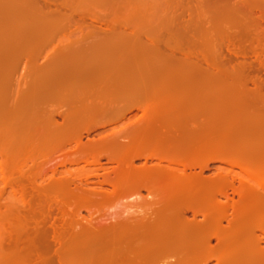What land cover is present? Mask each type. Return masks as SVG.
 Here are the masks:
<instances>
[{"label":"bare ground","instance_id":"6f19581e","mask_svg":"<svg viewBox=\"0 0 264 264\" xmlns=\"http://www.w3.org/2000/svg\"><path fill=\"white\" fill-rule=\"evenodd\" d=\"M32 1L34 2V0ZM32 6L34 9V5ZM32 6L31 8L29 7L30 10H33ZM44 18H46V16ZM27 27L31 28L30 26ZM139 30L138 31L132 30L131 32L129 31V33L127 34H125L126 32H124L123 34L127 35V39L131 38L130 40H132L133 36L136 37V39L137 38L139 39L140 38L139 36H143L139 32ZM29 31L30 30H28V32ZM144 34H147V32H145ZM148 35L150 36V34ZM109 36L110 35H108V39ZM77 41H79V39H77ZM77 41L75 43H77ZM97 41L99 42L100 40L98 39ZM108 41L110 42V40ZM156 42L157 41L152 37H148L147 40H145L146 44H144L143 42L141 45V43L139 42L140 44L138 47L135 44L136 45L135 47H137V49L139 48L138 51L136 49V52L140 53L141 56H144V58H147L146 57L147 54L145 53L146 49H155V48L158 49V47H156L157 46ZM94 44H98V43L96 42ZM64 45L65 44L62 45L63 47L61 51L63 50L65 52L66 50L67 51L65 52V54H67L66 56H70V53L74 50L73 47L71 52H69L68 54V50H67L68 46L65 47ZM111 45L113 46L112 43ZM85 46L86 45H84V47L78 46V48H76L75 50L78 51L77 54L79 53V51H81L79 50V48L81 47L83 49L85 48ZM35 47L38 48V45L36 44ZM35 47H32V51L34 50L36 51V49H34ZM24 48L22 47L21 50L19 48V52L23 51ZM166 48L169 50V52H166L167 54L165 53L164 57L165 58L172 57V53L174 49L171 50L169 47ZM142 49L145 52L144 51L142 52ZM175 50L179 51V49L177 48ZM152 52H153L152 50L147 51L149 56L151 55ZM183 52L184 51H181V55H183L182 56L183 58L187 59L190 57L189 55H191V58L193 57L191 53L186 54L187 53L186 52L184 54ZM30 53H26V54L28 55ZM36 53L38 54V52ZM52 53L53 52L49 53L48 55L49 58H50V54ZM235 53L232 54L235 55ZM20 54L23 56V53ZM71 54H73V52ZM17 57L18 56L16 55V58ZM27 58L30 57L28 56ZM202 58H204V56ZM87 59L90 60V57H87ZM87 59L85 58L84 60ZM128 60L130 61V57ZM188 62L189 61H187V65ZM74 64H76V62ZM145 64H149V63L145 62ZM106 65H108V63H106ZM109 66L112 65H108V67ZM11 70L14 72L16 71V69L14 70L13 68ZM23 72L25 71L23 70ZM76 73L78 74L79 72L77 71ZM72 78L70 79L71 81ZM19 80L21 79H18V81ZM147 80L146 82L150 81ZM36 81L37 80H35V82ZM135 81L136 80H134V82L132 80L130 81L125 80V82L124 81L121 82L123 84L121 85V88H118L120 90H119V94H117L116 96H110L109 94L106 93L103 95L102 93L103 96L101 95L102 97H99V96H95L96 95L95 93L92 94L91 96H88L87 99L84 98L85 97L84 95H83L84 97L81 95L84 94L83 91L86 90L82 91V89L80 90L79 87H76L78 89H76L75 91L77 93H80V96L79 95L76 97L74 96L75 98L73 99L71 98L68 99L66 96H61V94H59L60 96L54 94L53 97H50L51 93L54 91V89L50 88L51 91L53 90L51 93L48 91L50 96L42 95L40 97L41 98L44 97L43 98L44 100L42 99L40 101L44 103L49 101L48 103H53V104L59 103V105L63 103L68 108V112L65 113L61 112L62 114L61 113L58 114V112L60 111L55 110L57 112L56 116L60 115L59 117L62 118V121L60 119L61 123L58 122V124H52L53 122L49 123L47 121H44L43 123V121H41L42 117L41 118L39 117V121H41L43 124H41V122L39 123L37 118L39 109L38 112H36L37 113L36 118L32 117L34 114L33 115L30 114L31 115L29 116L30 119H28L27 117V120L26 118H24L25 120L18 119L17 121L14 120L15 122L12 121L13 117L10 118V115L8 116V119H6L5 117H3L5 115L2 116V114H0V118L1 117L3 119L5 118V120L2 123H0V162H2L0 165L3 164V166L0 167L1 169L0 174L2 176L1 179L4 186L9 187V189L11 190V194L13 195L12 197H14V202L17 205V206H13L14 208H12V206L10 205H6L3 207L1 205L0 210L4 208L3 209L4 212H10L12 216L15 218V220L18 222V224L14 226V228L18 226L16 229L13 228L10 230L8 229L4 233L7 236L6 241L8 243L7 242L6 243L8 247L10 248V250L14 251L13 253L11 251V253L17 255H15L16 257L14 258L12 257L11 258L12 260L11 259L9 260L8 258L11 257L12 255L11 256L7 255L6 257L8 261L6 260L5 256L2 255L3 256L2 257L0 255L1 257L0 264H204L205 261H207L206 259L211 257L217 258L224 252L226 251L228 252L229 246L225 247V245L223 246L221 243L219 247H212L208 245L209 239L208 242L207 240L206 241L201 240V238L205 235L204 232L202 233L201 230L205 228L206 229L205 231H207L209 229V228L207 229L206 227L208 226L205 225L209 223L206 222L208 221L207 218L214 219L213 212H212L213 214H211V212L210 213L209 212L207 213L206 211L204 212L203 210L206 208L202 209L201 207H203L206 201L207 203L209 202L208 201L209 199H206L207 198L206 190L211 189L210 192H212V190L214 191L216 187L215 185H217L216 183L225 176L226 179L223 178V180L229 183V181H227L229 180L228 179L229 175L226 174L223 176L222 171H217L213 173L212 177L209 175L208 177H204L202 173L204 169L208 168L205 159L206 156L208 157L212 156V159L214 160V157L216 158L220 154L230 155V156H236V155L241 156L244 155L246 152L243 151L242 147H238V145L236 147V144H234V142H229V141H228L229 143L227 141L225 142V139H222L224 140V142L216 141L215 138L214 140L210 141V138H212V136H208V134L206 135V132H208V130H205L206 131L205 132L204 129L206 128V126H207L206 129L211 128L212 124L211 125L209 124L213 120L212 119L207 120V121L210 120L209 123L206 122L209 125L208 126L206 123H204L206 120V119L204 120V118L206 117L203 116L201 117L197 115L198 112H200L199 109L197 108L198 106L200 107L201 102L196 97L199 91L197 90L199 86L196 83L186 80L187 82L186 81L184 82H186L188 85L180 87L179 85L174 84L173 83L174 81L172 82L170 80H164L163 82H160L161 84L160 83L158 84L161 85L162 87H159L157 85L158 87L154 88L156 85L153 86L152 83L150 84L148 82L150 85L147 83V86L144 85L145 86L144 88V86L142 87L140 85L141 83L138 84L135 83ZM139 81L141 80L139 79ZM11 83L13 82H11L10 80L9 84ZM57 83L61 84L59 83V81ZM9 84L8 86H10ZM23 84H24V86L22 85L24 87L23 90L24 89L28 90L27 88L29 89L31 88V86L28 87V85H30L31 83H26L24 81ZM71 84L73 85L74 83L71 82ZM85 84L86 83L84 82L83 85ZM203 84L204 83H202V85ZM38 85L39 84H36V86ZM100 85L102 86V84ZM36 86H34L35 87L34 89H37L39 87L38 86L36 88ZM58 86L60 87V85ZM90 87L93 88L94 86H90ZM154 89L156 91L159 90L163 91L162 95L161 96L158 94H157L158 96L156 94L154 95L155 93ZM46 90H49V88L45 89V91ZM5 91L9 93L8 90ZM98 92L99 91H97V93ZM54 93H56V91ZM59 93H61V91ZM31 94L33 93L31 92ZM185 94L187 95L185 96ZM5 97H8V94ZM104 97L106 98L108 97V98L105 99ZM110 97L112 98V100ZM113 97H117V98L119 97V99L114 98L119 102L118 101L115 102L114 100L113 103L112 102ZM32 98L30 99L27 98V99L30 102ZM35 98H37V96H35L30 103L31 104L36 103L37 105L40 102L39 100H38L39 103L36 102L37 100L33 101ZM11 99L13 100L12 97ZM17 102L18 101H16V103L14 104H17ZM29 102L27 101V103ZM27 103L25 104L27 105ZM30 103L29 106H27L28 110L33 108L31 107L32 105ZM111 103L117 104L118 107L117 105H115L116 108L115 107L112 108L113 105L110 106ZM118 103H121V105H119ZM142 104H145L146 106L148 105L149 107L153 106L154 108L152 107L144 110L142 108L143 106ZM3 105L4 103H2V106ZM123 105L124 107L126 106L129 107V109L133 107L137 108L138 106L142 105L141 108L144 110L142 114L143 121L141 120L142 123L140 122L138 126L136 124L137 127L133 128L128 133H124V131L121 132L119 130L117 132L112 131L110 133H106V132L96 133L98 129H104L105 127L102 118L104 119L106 118L105 122L107 125V123L109 122L107 118H114V117L116 118L118 116H119L118 118L122 117L119 115L121 114L120 112L122 111L119 110V108L120 109L121 107L124 108ZM257 105L260 104L258 103ZM181 106L184 107L187 106L188 108L187 107L186 108L188 110L184 111L183 108H181ZM22 108L23 107L21 106V110ZM50 108H51L50 110L52 111V108L55 107H50ZM207 108L209 109L208 106ZM42 109L43 108H41L40 110ZM58 109L61 110V108ZM19 114L21 115L22 113L19 112ZM23 115L26 114L24 113ZM46 119H49L48 116L46 117ZM100 119H102L101 122ZM203 123L205 126L203 125ZM235 129L236 128H234V130ZM128 130L129 129H127V131ZM229 130L231 129L229 128ZM92 134L96 135V137L93 136L91 137ZM219 137L221 138L222 135L218 136V138ZM82 139H85V141H83ZM42 149L49 150L51 154L52 153L56 154L55 157L51 159L49 158L48 160L46 159L43 162L39 161L41 158H37V159L27 158L26 159L27 164L26 162L22 164L19 163L20 166L17 165L16 167L17 169L24 165L23 167L28 168L27 172L26 170L24 171L22 168H21L22 170L17 169L18 171L16 169L11 170L16 166L13 165L14 166L13 167L12 163L18 164L17 159L19 157L18 155H20L19 153L22 154V152L28 151L27 153L24 152L25 154L24 153L23 154L24 155L27 154L29 155L28 157H30L31 152L33 154L36 150L38 152L40 151L43 152ZM37 151L35 154H37ZM246 155H248L250 158L249 162L255 165L257 164L255 158H253L249 154ZM15 157H17V159L14 160ZM36 157L38 156L36 155ZM238 159H240V157H238ZM102 160L104 161L102 162ZM215 160H219V159H215ZM81 164L83 166H80V168L78 169L79 167L78 165ZM178 164L181 166L182 168L181 170L179 169L175 170L174 165H178ZM232 164L235 165V163ZM239 165L240 164L237 163L235 166H239ZM74 166H78V167L72 169L71 167ZM69 168H71L72 170ZM194 168L195 169L198 168L199 171L194 172ZM262 169L263 166L258 168V170H262ZM185 170H189L190 173H186ZM191 170H193V172H191ZM13 172L16 173V176L14 175L15 173ZM257 181H259V183L264 184L263 178L260 180L258 178ZM141 191H146L145 193H147V195L145 196V199L144 197H142L141 202L138 203L139 201H137L136 199L139 196H141L140 195ZM223 191L224 190H222V193ZM236 192H238V190L233 192V194ZM255 192L256 191H254V193ZM254 193H253V197L251 198H255ZM226 196L227 195L225 193L220 195V197H224V198H226ZM258 196L260 195L259 194L256 195L257 198L255 199L256 200L259 199L258 201L262 202L261 197ZM213 197L214 196L212 195V198ZM112 200H114L115 203H118V201H122V200L125 202L126 201L134 202L133 203L134 208L133 207L131 208L129 204L128 205L129 207H127L126 210L124 209L123 211L121 209L122 211L121 213L112 212L109 214H100V213L97 214V212L99 211L98 210L99 207H102L104 204ZM216 202L217 200L214 203ZM135 203L137 205H135ZM236 209L237 208H235V210ZM82 210L87 213L86 217L81 216ZM119 211L120 210H118V212ZM255 211L257 210H254V212ZM188 213L190 214L191 217L190 219L186 218L187 217L186 214ZM242 214H243L242 211L239 212L237 215L238 218H241L243 216ZM249 216L251 215L249 214ZM218 217L219 216L216 213L215 221L218 219ZM197 218H201V220L197 222L195 220ZM246 218H248V215L246 216ZM47 219L50 220L48 221L49 223L46 222ZM204 219H206V221ZM192 220L193 221L195 220L196 222L193 223ZM203 220L206 222L205 224L203 223ZM260 220L263 221L264 219L260 218ZM261 222L256 223L255 225L253 224L252 229L256 231L259 230L264 233V224ZM246 229L244 230L249 231ZM216 231L218 232V230ZM200 232L204 235H201ZM212 232H214V234L209 237H213V239L217 242L220 241L219 240L220 237L218 238V235L215 234L214 229ZM252 235L253 234H251V236ZM1 237H3V233L0 236V238ZM228 237L229 236L227 237L225 236V238ZM256 238H253L254 245L252 251L255 254H260L261 250L258 245L260 239L259 238L256 239ZM2 239L4 238L0 239L1 246L3 244L1 241ZM202 239H207V237ZM222 241L224 244L225 241L224 240ZM217 242L215 244H217ZM219 243L220 242H218V244ZM8 253L11 254L10 252ZM233 253L235 252L233 251ZM225 255L227 256V254ZM225 255H223V257ZM164 257L165 260L162 262L161 259ZM15 258L18 260H13ZM218 259H222V256L220 258L218 257L217 260ZM160 260L162 263H160ZM219 264H221V262Z\"/></svg>","mask_w":264,"mask_h":264},{"label":"rangeland","instance_id":"374dc122","mask_svg":"<svg viewBox=\"0 0 264 264\" xmlns=\"http://www.w3.org/2000/svg\"><path fill=\"white\" fill-rule=\"evenodd\" d=\"M32 5H34V9ZM31 6L33 10H30ZM45 16L46 18H44ZM65 23L66 25L67 24L68 25L66 26ZM22 24L25 25L23 26ZM27 26H30L31 28ZM28 30L30 31L28 32ZM132 30L134 31L139 30V32L143 36H139L140 37L139 39L138 38L136 39V37L133 36L132 40H130L131 39L130 36L129 37L130 39H127V35L125 34L129 33V31L131 32ZM124 32L126 33L123 34ZM143 32L144 33L147 32V34H144ZM118 33L121 34L119 35ZM148 34H150V36ZM47 35L49 37L48 39L45 38ZM108 35H110L109 39H108ZM146 37L147 38L152 37L153 39H155L157 41L156 47H158V49L156 48L146 49V52L142 49V52L144 51L147 54L146 56L147 58H144V56H141L140 53L136 52V49L140 43L141 45L143 42L144 44L147 43V42L145 43V40H147ZM77 39H79V41H77ZM98 39L100 40L99 41L100 43L97 41ZM28 40L34 43L35 46L36 44L38 45V43L40 42L44 43L42 49L36 51L38 52V54L36 53L34 60V63L36 65H40L44 63L46 58L49 57L48 56L49 53L53 52L54 50L60 51V49H62L63 47L62 46L63 44H65L64 46L66 47L68 46L67 47L68 54L69 52H71L73 47L74 49L72 51L73 54H71L72 53L71 52L70 56H66L67 55L65 54V52H67L66 50L65 52L63 50L60 51L62 57V72H63L61 73L60 77L58 75L57 76L39 75L37 72L32 75H29V59L27 58L28 56L26 57L27 59L26 60L25 57H23L24 55L22 56L20 54V53H24V50L19 52V48L21 50L23 47V43ZM108 40H110V42ZM48 41L49 43L48 45H46L45 43H47ZM76 41L77 43H75ZM96 42L98 44H94ZM111 43L113 44V46L111 45ZM135 44L137 45V47H135L136 46ZM84 45H86L85 48L82 49L80 47L79 50L81 51H79V53L77 54L78 51H75L76 48H78V46L84 47ZM86 47L89 48L87 49ZM166 47H169L171 50L174 49L175 53L173 51L172 57L169 58L164 57L165 53L169 52V50ZM176 48L179 49V51L175 50ZM138 50L139 48L137 49V51ZM149 50L153 51L150 56L147 53V51ZM263 50H264V0H34V2L32 0H0V95H1L0 114H2V116L5 115L3 117H5L6 119H8V116L10 115V118L13 117L12 119L13 122H15L14 120L17 121L18 119L25 120L24 118H26L27 120V117L28 119H30L29 117L31 116L30 114L32 115L34 114L32 117L36 118V116L38 115L37 116L38 121H39V117L40 118L42 117L41 121H43V123L44 121H47L49 123L53 122L52 124H58V122L61 123L62 118L59 117L60 115L56 116L57 113L56 111H60L58 112V114L61 112L62 113L68 112L67 106H65V104L63 103L61 105H59V103L51 104L48 103L49 101L46 102L45 104L44 102L40 101L44 97L41 98L40 96L42 95L50 96L48 91L51 93L53 91V90L51 91V89H54V91L51 93L50 97H53L54 94H56L57 96L61 94V96H66L68 99L70 98L73 99L78 95L80 96V93H77L75 91V85L71 84V82L73 83V81L75 80L74 78L76 77L77 71L79 72L78 78L80 79V80L78 79V87L80 90L82 89V91L86 90L83 91L84 94H81L82 96L83 95L85 96V97L83 96L85 99H87L88 96H91L92 94L95 93H96L95 96H99V97H102L105 93L109 94L110 96H116L117 94H119L118 87H121V85L123 84L121 82H123L124 80L130 81L133 79L132 81L134 82V79H140L141 81L136 80L135 83L138 84L141 83L140 85L143 87L144 85L147 86V83L149 82L150 84L152 83L153 86L156 85L154 88L158 86L162 87L161 85L158 84L160 82H163L164 80H170L172 82L174 81L173 83L179 85L180 87L188 85L186 83L187 82L186 80L196 83L199 86V88L197 89L199 91L196 97L201 102L200 107L198 106L197 108L200 111L198 112L197 115L201 117L202 116L206 117L204 118V120L206 119L205 122L203 121L204 123L206 122L209 123L210 120L207 121L208 119L213 120L209 124V125L212 124L211 128L206 129L207 126L206 128L203 127L205 128L204 131L208 130V132L205 131L206 135L208 134V136H212V138H210V141L214 140L215 138L216 141L224 142V140L222 139H225V142L226 141L234 142V144H236V147L238 145V147H242L243 151L246 152L244 155L241 156L238 155L230 156V155L220 154L221 156L219 155L216 158L214 157V160L212 159V156L205 157L208 168L203 170L202 174L204 177H208V175L212 177L214 172L222 171L223 176L228 174L230 178L228 177L229 180H227L229 181V183L223 180V178L226 179V176L221 179L224 182L219 180L216 183L218 187L217 185H215L216 186L215 190L217 189L216 191L212 190V192H210L211 189L210 190L208 189L209 191L206 190L207 192L206 199H209L208 200L209 202L207 203V201L205 200L207 204L203 203L204 205L202 204L203 207L201 208L202 209L206 208L203 210L204 212L205 211L207 213L211 212V214L214 213L213 215L214 219L207 218L208 221L204 219L207 223L209 222L208 224H205L206 222L203 220V223L208 226L206 228L207 229L209 228L207 231H205L206 230L205 228L201 230L202 233L204 232L206 236L200 232L201 235H204L202 238L207 237V239L201 238L202 241L207 240L208 242L209 239L208 242L209 246L219 247L221 243L223 246L225 245V247L229 246L228 252L227 251H226L227 253L224 252L225 254H227V256L223 253L220 256H218L219 258L222 256V259L217 260L218 257L208 258L206 259L207 261H205L204 264H219L220 262L221 264H264V233L262 231L259 230L256 231L252 229L253 224L255 225L256 223L262 221L260 220V218L264 219L263 218L264 217V184L259 183V181H257L258 178L259 180L262 178L264 179V170H263L264 169V51ZM181 51H184L183 52L184 54L186 52H187L186 54L191 53L193 57L191 58V55H189L190 57L187 58L188 59L187 60L182 57L183 55H181ZM232 53H235V55ZM16 55L18 56L17 58ZM201 55L202 57L204 56V58H202ZM233 56H235L236 58ZM87 57H90V60L87 59ZM129 57H130V61L128 60ZM85 58L88 61L84 60ZM106 58L119 59L120 61L119 65L108 64V65H112L108 67V65L106 64L103 65L94 64L95 61H97L98 59L107 61L105 60ZM144 59H146L147 61ZM141 60L143 61V63ZM144 61L149 64H145ZM187 61H189L188 65H187ZM75 62L77 65L74 64ZM12 68L14 70L16 69V71L15 72L12 71L11 70ZM23 70L25 72H23ZM119 72L122 74V79L120 81H115L114 78ZM71 78L72 81L70 80ZM9 79L13 83L9 84L10 81ZM18 79L21 80L18 81ZM147 79L150 81H148ZM26 80L29 82H27ZM35 80L37 81L35 82ZM146 80L148 82H146ZM154 80L157 82H155ZM24 81L26 83H31V88L29 90H25V89L23 90ZM58 81L61 84H58L57 83ZM152 81H154L156 84ZM84 82L86 83L85 85H83ZM7 83L10 86H8ZM202 83L204 84L202 85ZM36 84H39L38 85L39 87L36 86ZM100 84H102V86ZM58 85H60V87ZM34 86L38 88L34 89L35 88ZM90 86H94V87L92 88ZM47 87L49 88V90L45 91V89H48ZM112 87L114 90L112 89ZM5 90H8L9 93H7ZM59 90L61 91V93H59L60 92ZM96 90L99 92L97 93ZM55 91L56 93H54ZM62 91L64 92V94ZM154 91H155L154 95L158 94L161 96L163 93V91L160 90L156 91L154 89ZM260 91H262L263 93ZM31 92L33 94H31ZM6 93L8 94V97H5L7 96ZM186 95L187 94H185V96ZM33 96L34 97L37 96V98H35L33 101L37 100L36 102H38L39 100L42 106L39 102H38L39 104H37L38 107L36 103L35 104L30 103L31 100L34 98ZM11 97L13 98V100L11 99ZM26 97L28 99L32 97L33 98L29 102V100ZM104 98L107 99L108 97L107 98L104 97ZM113 98H117V97H113ZM16 101H18L17 104H14L16 103ZM27 101L32 105L30 106L33 108L29 107L31 109L28 110L27 106H29V103H27ZM257 102L261 106L257 105L258 104ZM2 103H4L3 106ZM25 103H27V105ZM39 105L41 106V108H43L42 110H40L41 108ZM112 105L113 104H111L110 106ZM142 105L141 106L144 110L153 107V106L149 107L148 105L146 106L145 104ZM206 105L209 107V109L207 108ZM21 106L23 107L22 110H21ZM141 106H138L137 108L133 107L131 109L127 107L126 111L124 110L123 112L124 114L123 113L119 114L120 116H122L121 118H118L119 116L116 118L115 117L107 118L109 121L107 125L105 122L106 118L105 119L102 118L103 120L100 119V122L101 120L104 121L103 124H105V127L104 129H98L96 133L97 132L110 133L112 131L117 132L118 130L121 132L124 131V133H128L130 130L137 127L138 124H140L141 120L143 119L142 114L144 110L141 108ZM50 107H55V108H52L51 111ZM186 107L181 106V108H183L184 111L188 110L187 109L188 107L187 108ZM201 107L202 108L206 107V108L202 109ZM58 108H61V110ZM112 108H114V106H112ZM38 109H39V113L37 114L36 112H38ZM18 111L22 113L21 114L22 116L19 114ZM23 112L26 115H23L24 114ZM45 112L47 115L45 114ZM53 115H55L56 117ZM47 116L49 119H46ZM5 118L3 119L1 117L0 123H2L5 120ZM41 121H39V123ZM43 123L41 122V124ZM229 128L231 130H229ZM234 128L236 129L234 130ZM127 129L129 130L127 131ZM93 134L91 135V137L92 136L96 137V135ZM221 135L223 138L222 137L218 138V136ZM82 140L85 141V139ZM42 150L43 152L40 150H39L40 152H38L36 150L37 154H35L36 151L34 152V154L31 152L30 157H28L29 155L27 154H26L27 156L24 155L28 151L27 152L24 151L25 153L22 152V154L19 153L20 155H18L19 156L18 159L17 157L14 158V160L15 159L18 160V164L12 163V166L13 165L16 166L15 168L12 169L9 168V169L11 170L16 169L17 165H19V163L22 164L26 162L27 158L28 159L41 158L39 161L43 162L46 159L48 160L49 158L50 159L54 158L56 155L53 153L52 155L49 152V150H45V149ZM47 152L51 155H49ZM246 154H249L250 156L255 158L257 164L255 165L249 162L250 158ZM36 155L38 157H36ZM238 157H240V159H238ZM215 159H219V160H215ZM103 161L104 160H102V162ZM1 163L2 162H0V164ZM232 163H235V165L238 163L240 165L235 166ZM1 166H3V164L0 165V167ZM23 166L17 169L20 170L23 169L24 171L26 170L27 172L28 168H25ZM78 166H74L71 168L74 169L78 167L79 169L80 166L83 165L81 164ZM261 166H263V169L258 170V168ZM174 168L175 170L182 169L179 164L174 165ZM185 171L186 173H190L189 170H185ZM198 171H199L198 168L196 169L194 168V172H198ZM191 172H193V170H191ZM0 173H1V169H0ZM14 175L16 176V173ZM1 177L2 176L0 174V179ZM253 189L254 191H256L255 193ZM222 190L226 192L223 191L222 193ZM237 190L238 192L233 194V192ZM145 192L146 191L140 192L141 195L139 196L140 199L139 197L136 199L137 201H139L138 203L141 202L142 197H144L145 199V196L147 195V193ZM218 193L220 195L225 193L227 196L226 198L220 197ZM253 193L255 194V198H257L256 195L259 194L260 196L258 197H261L263 203L261 201H258L259 199L256 200L255 198H251L253 197ZM217 194L219 197L217 196ZM212 195L214 196L213 198L215 199V201L217 200L216 203H214L215 201L212 198ZM12 196L13 195L11 194V190L9 189L8 186L6 187L4 186L1 179L0 206L2 205L3 207L6 205H10L12 206V208H14L13 206H17L14 202V197ZM133 203L134 202H129V201L125 202L123 200L118 201V203H115V201L112 200L104 204L102 207H99L98 208L99 211L97 212V214L98 213L109 214L112 212L121 213L122 212L121 209L123 211L124 209L126 210L127 207H129L128 206L129 204L130 207L132 208L134 206ZM135 205L137 204L135 203ZM235 208L237 209L235 210ZM3 209L0 210V236L3 233V237L1 238L4 239L1 240L3 244L2 246L0 245V247L1 248L4 247L2 248L4 250L0 248V255L1 256L3 255L5 257L7 255L9 256L12 255L11 257H8L10 260L12 257L13 258L16 257L15 255L17 254H12L14 251L10 250V248L8 247L7 245L8 242L6 241L7 236L4 233L8 229L9 230L12 228L16 229L18 226L15 228L14 226H16L18 222L15 220V218L12 216L10 212H4ZM118 210L120 211L118 212ZM254 210L257 211L254 212ZM241 211L243 213L242 214L243 216L241 218H238L237 215ZM216 213L218 214L219 217L218 219L216 218L217 220L215 221ZM249 214L252 217L249 216ZM247 215L249 219L246 218ZM81 216L86 217L87 213L82 210ZM186 216H187L186 218L188 219L191 218L189 213L186 214ZM48 219L46 222L50 221ZM195 220L198 222L199 220H201V218H197ZM195 220L194 221L192 220L193 223L196 222ZM261 223L264 224V220ZM245 227L249 229H246ZM213 229L215 230V234L218 235V238L220 237L219 239L220 241H218L220 242L219 244L217 241L213 239V237H209L214 234V232H212ZM244 229L249 231H245ZM216 230H218V232ZM245 233L247 236L245 235ZM251 234L253 235L251 236ZM225 236L226 237L229 236V237L225 238ZM254 236L260 239L258 243L259 248L261 250L260 254H255L252 251L254 245L253 238H256ZM222 240L225 241L224 244ZM216 242L217 244H215ZM229 248L230 250L231 249L232 250L230 251ZM233 251L235 253H233ZM8 252H10L11 254H9ZM223 255L225 256L223 257ZM13 260H18V259L15 258ZM161 260L163 262L165 260V257L162 258ZM161 260L160 263H162Z\"/></svg>","mask_w":264,"mask_h":264},{"label":"crops","instance_id":"0c3cea01","mask_svg":"<svg viewBox=\"0 0 264 264\" xmlns=\"http://www.w3.org/2000/svg\"><path fill=\"white\" fill-rule=\"evenodd\" d=\"M46 39H48L49 37H48V35L45 37ZM48 43L49 42H47V43H45L46 45H48ZM31 44V45H30ZM43 44L44 43H42V42H40V44L38 43V48H36L35 47V45H34V43H32L30 40H28V41H26V42H24L23 43V48H24V52H25V54L23 53V55H24V57L27 55L26 53H30V52H35V53H33V55H32V53H30V54H28L27 56H29L30 58H28L29 59V75H32V74H34V73H38L39 75H52V76H59L60 77V75H61V73H62V58H61V53H60V51H61V49H60V51L59 50H54L53 51V55L51 54L50 55V58L48 57V59H46L45 61H44V63H42V64H40V65H36L35 63H34V58H35V55H36V51L37 50H41L42 49V46H43ZM41 45V46H40ZM30 46V47H29ZM32 47H35L34 49H36V51L34 50V51H32ZM66 47V46H65ZM31 48V49H30ZM31 50V51H30ZM28 51V52H27ZM26 56V57H27ZM105 60H107V59H105ZM111 60V61H110ZM106 62L109 64H118L119 65V59H108V61H103L102 59H98L97 61H95V65H103V64H106ZM113 62V63H112ZM51 63V64H50ZM57 65V66H56ZM118 77V78H117ZM78 74L76 73V77H75V80L76 81H73V83H74V85H75V90L76 89H78V88H76V87H78ZM115 79V81H120L121 79H122V74L119 72L117 75H116V77L114 78ZM133 80V79H132ZM134 80H139V79H134ZM125 81V80H124ZM77 84V85H76ZM29 86H31V84L30 85H28V87ZM118 88H121V87H118ZM28 90H29V88H27ZM118 90H120V89H118ZM116 99V98H115ZM114 98H113V103H114V100H115ZM117 99H119V98H117ZM111 100H112V98H111ZM118 100H115V102H117ZM121 101V100H120ZM123 101V100H122ZM119 102V101H118ZM113 103H111V104H113ZM122 103V102H121ZM121 103H118L119 105H121ZM46 104V103H45ZM52 104V103H51ZM56 105V104H55ZM115 105H117V104H113V106L114 107H116ZM118 106V105H117ZM120 107V106H119ZM123 107H124V105H123ZM126 108H127V106L126 107H124V108H122L121 107V109L119 108V110H122L120 113H123L124 111V109H125V111H126Z\"/></svg>","mask_w":264,"mask_h":264}]
</instances>
